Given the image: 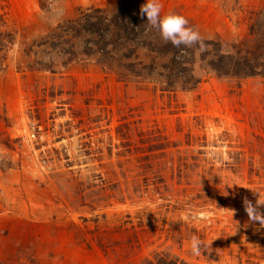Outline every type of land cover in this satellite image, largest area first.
Segmentation results:
<instances>
[{
  "label": "rangeland",
  "instance_id": "1",
  "mask_svg": "<svg viewBox=\"0 0 264 264\" xmlns=\"http://www.w3.org/2000/svg\"><path fill=\"white\" fill-rule=\"evenodd\" d=\"M120 1L0 0V264H264L244 208L264 199V76L201 66L164 91L45 44ZM162 3L202 38L264 41V0Z\"/></svg>",
  "mask_w": 264,
  "mask_h": 264
},
{
  "label": "trees",
  "instance_id": "2",
  "mask_svg": "<svg viewBox=\"0 0 264 264\" xmlns=\"http://www.w3.org/2000/svg\"><path fill=\"white\" fill-rule=\"evenodd\" d=\"M145 2L121 0L113 7L89 8L60 23L45 44L69 55L70 60L81 54L97 55L107 67H117L142 81L154 80L164 91L197 87V68L201 66L221 75L264 76V41L253 45L246 40L226 43L202 38V48L199 43L178 48L165 42L158 28L147 24L140 11Z\"/></svg>",
  "mask_w": 264,
  "mask_h": 264
},
{
  "label": "clouds",
  "instance_id": "3",
  "mask_svg": "<svg viewBox=\"0 0 264 264\" xmlns=\"http://www.w3.org/2000/svg\"><path fill=\"white\" fill-rule=\"evenodd\" d=\"M162 8V0H146L140 11L142 15H146L147 24L150 27L159 29L160 35L165 42H170L178 48L181 45L192 47L198 43L201 48L203 47L202 37L198 29L191 27L185 16L175 12L162 15ZM255 192L259 193L255 204L245 198L244 208L250 220L259 221L261 225H264V213L259 211L260 206L264 205V199L261 198V193L258 190H255ZM203 243L198 236H191L189 241L191 252L194 255L199 254Z\"/></svg>",
  "mask_w": 264,
  "mask_h": 264
}]
</instances>
